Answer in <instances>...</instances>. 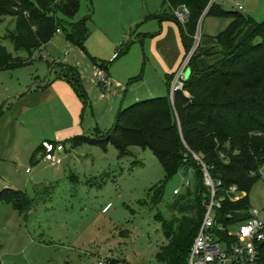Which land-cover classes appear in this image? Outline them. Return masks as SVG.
Listing matches in <instances>:
<instances>
[{
	"label": "rangeland",
	"instance_id": "obj_1",
	"mask_svg": "<svg viewBox=\"0 0 264 264\" xmlns=\"http://www.w3.org/2000/svg\"><path fill=\"white\" fill-rule=\"evenodd\" d=\"M78 1L79 11L73 18L60 15L67 31L54 35L35 51L30 64L0 70V111L9 98H2L8 89L52 80L58 73L53 66L61 63L80 73L88 101L85 123H93L89 132L82 129L81 134L94 137L96 130H112L120 109L132 104L134 98L157 92L168 95L165 75L180 69L186 50L183 43L180 59L162 65L165 55L158 48L167 41L155 40L162 24L159 18L146 15L165 0ZM243 1L217 2L229 10H236L238 2L246 14L248 7ZM252 17L264 21V15ZM82 19L89 29L86 49L68 39L69 23ZM15 22V16L8 15L0 23V40L14 54L13 43L5 37L15 30ZM203 51L201 47L199 52ZM93 59L107 65L106 87L98 82ZM201 60L209 61V57ZM190 75L189 65L185 78ZM185 94L189 96L188 91ZM31 140L18 144L19 157L0 149V192L6 187L25 191L32 204L24 212L9 203L0 205V264H106L109 258L127 264H165L158 258L160 248L168 243L160 217L181 218L173 208L177 198L194 199L197 184L192 170L182 169L165 181V171L149 147L130 145L131 153L120 156L112 142L106 147L83 141L75 146L70 139L62 141L67 150L61 155V164L51 165L42 156L32 163L38 144L27 150L22 146ZM187 180L191 181V191L185 186ZM163 183L164 192L157 201L153 187ZM175 190L184 195L175 194ZM249 199L251 208L260 210L264 220V175ZM185 215L193 216L195 210Z\"/></svg>",
	"mask_w": 264,
	"mask_h": 264
},
{
	"label": "trees",
	"instance_id": "obj_2",
	"mask_svg": "<svg viewBox=\"0 0 264 264\" xmlns=\"http://www.w3.org/2000/svg\"><path fill=\"white\" fill-rule=\"evenodd\" d=\"M165 3L171 8L169 13H154L149 18L158 16L160 21L171 19L178 23L186 57L194 45V35L210 0H165ZM182 5H186L190 11L184 24L173 13V9ZM78 11V0H0V23L8 15L16 18L15 30L5 37L13 43L16 53L8 51L0 40V70L30 64L34 60V52L58 34V29L67 31L60 15L71 19ZM209 15L231 19L227 28L215 36L221 59L200 67L198 56L213 55L212 49L199 52L200 46L196 53L200 54L195 58L194 54L189 63L191 75L185 80L183 89L175 91L173 101L170 93L137 100L120 109L112 130L105 133L96 130L94 137L78 135L70 139L75 146L83 141L106 147L112 142L120 156L131 153L130 145L149 147L165 171V181L182 169L193 171L197 184L196 196L192 201L178 197L173 205L182 215L181 218L166 220L160 217L168 243L160 248L158 258L165 264L187 263L205 211L204 202L211 196L210 187L204 182V168L216 183L217 195H226L222 208L218 210L219 220L226 224L241 223L249 217V193L262 178L264 21L258 22L241 10H229L217 2L210 6L205 17ZM69 30L68 39L86 49L89 38L86 20L71 21ZM246 31L250 33L244 36ZM119 55L120 51L116 56ZM94 63L108 71L106 64L95 60ZM56 67L58 77L66 78L83 103L87 104L78 70L61 63ZM173 76L169 75L168 81H172ZM185 91L189 92V96ZM43 153L41 144L34 151L32 162H36ZM233 185L246 195L232 201L226 190ZM186 188L191 191L192 184ZM153 189V198L159 201L164 192V183ZM26 194L25 191L6 187L0 192V205L9 203L20 212L28 211L32 204ZM177 195L184 194L179 192ZM192 210H195V215H185ZM227 214H231V217ZM257 247L264 263V239L258 242ZM106 264L127 263L109 258Z\"/></svg>",
	"mask_w": 264,
	"mask_h": 264
},
{
	"label": "crops",
	"instance_id": "obj_3",
	"mask_svg": "<svg viewBox=\"0 0 264 264\" xmlns=\"http://www.w3.org/2000/svg\"><path fill=\"white\" fill-rule=\"evenodd\" d=\"M243 2L248 7L246 14L256 18L264 15V0H244ZM222 3L225 4V0H223ZM237 3L238 2L235 3V7L236 10H239ZM165 4L168 7L165 8ZM170 10L171 8L169 5L163 1L157 10L149 13V16L152 13H158L159 15L169 13ZM242 11H244V8ZM146 16V18H149L148 15ZM151 18L158 19V16ZM159 22L162 24V29L161 32L156 35L157 38L155 40L167 41L163 47L158 48L161 49L165 55L162 65L164 66L166 63L167 66L170 61L180 59L183 42L182 39L180 40V27L178 28L179 25L177 22L171 19H165L163 21H160L159 19ZM230 22L231 19L229 17H216L209 15L203 19L201 28V47L202 50L212 49L213 55L202 56L198 59V61H200L202 58L209 57V61H200L202 62V67L211 65L222 58L220 47L217 45L215 36L225 30ZM139 26L140 25H138V27ZM159 29L157 27V31H159ZM249 33L250 31H246L244 36L249 35ZM54 67L56 66L54 65L53 68ZM173 69L175 68L173 67ZM178 69L176 71L171 69L165 75L169 93L172 81H168V76L175 75ZM58 75L59 73H57L56 78H52V80L48 79L47 82H39L37 85H29L28 82L20 84L14 89H8L7 93L2 96V98L8 96L9 98L6 100V106L0 114L1 150L5 152L9 151L11 154L13 152L19 157L20 153L18 144L26 142L29 138H32L31 142L26 146L22 144V146L27 150L32 145L38 144L34 149L35 151L41 146L43 141L62 142L64 140L66 141V139L68 140L78 135H82V129L86 132H89L92 129L91 125L93 123H91V121H89L88 126H86L85 123V108L87 104H84L82 99L78 97L72 84L66 78L58 77ZM158 93L159 92L150 93L149 95L136 97L130 103L144 98L164 96L161 95V93ZM66 150L67 149H65V151ZM65 151H63L61 155ZM33 153L31 155V162ZM44 161L48 162L46 160ZM49 163L55 165L51 162Z\"/></svg>",
	"mask_w": 264,
	"mask_h": 264
},
{
	"label": "built area",
	"instance_id": "obj_4",
	"mask_svg": "<svg viewBox=\"0 0 264 264\" xmlns=\"http://www.w3.org/2000/svg\"><path fill=\"white\" fill-rule=\"evenodd\" d=\"M217 0H210L209 5L204 9L199 21L197 31L194 35V45L186 55L180 69L175 73L172 79L171 100H174L175 91L184 87L185 70L189 66L192 56L198 51L202 40V22L210 6ZM238 9L243 7L237 3ZM175 17L181 22L186 23L190 11L186 5L173 9ZM61 32L60 29L57 30ZM56 63H59L56 60ZM97 67V78L101 87H106L109 83V76L102 67ZM44 154L42 159L59 165L62 163L61 153L65 151V144L62 142L43 141ZM197 159L199 157L195 155ZM204 182L210 187V199L204 202L205 211L203 213L199 228L194 236L193 243L189 252L186 264H264L259 256L257 244L264 239V220L260 218V210L253 209L251 206L247 209L249 217L241 223H224L219 220L218 210L222 208L226 195H217L216 183L210 176L207 168H204ZM29 171V169L27 170ZM261 176L264 175V166L260 169ZM191 185L187 180L186 187ZM180 191L175 190V194ZM226 194L232 201L241 199L246 195L240 191L236 185L226 190ZM229 218L231 214H227ZM231 225L234 228H231Z\"/></svg>",
	"mask_w": 264,
	"mask_h": 264
}]
</instances>
